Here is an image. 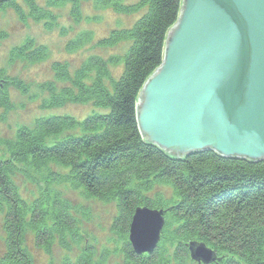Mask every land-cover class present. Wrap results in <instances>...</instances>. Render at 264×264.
<instances>
[{"label": "trees", "instance_id": "16d2710c", "mask_svg": "<svg viewBox=\"0 0 264 264\" xmlns=\"http://www.w3.org/2000/svg\"><path fill=\"white\" fill-rule=\"evenodd\" d=\"M82 1L46 0L44 7L37 0H0V11L10 7L21 21L33 18L51 25L53 8L70 5L71 16L79 22ZM181 4L182 0H95L98 9L140 14L131 28L115 30L99 42V48L107 49L131 43L124 70L114 79L110 65L118 60L100 55L83 61L74 78L67 66L55 64L58 77L42 88L51 95L43 108L90 102L100 112L92 110L83 121L69 115L35 118L34 127L19 126L14 138H0V211L5 215L0 264H35L26 246L28 231L36 246L49 255L57 242L67 255L85 242L86 235H92L81 231L80 225L91 216L73 217L69 202H62L59 193L47 203L44 192L51 183L78 191L87 200L114 202L118 208L111 233L115 244L120 243L113 252L119 259L111 262L101 252L95 261L97 247L91 250L84 245L87 254L81 250L74 261L64 257L63 264L100 260H108L107 264H200L191 258V244L209 248L215 256L211 264H264V161L223 158L211 151L178 159L146 143L139 129V93L163 62L166 35L178 20ZM4 36L0 32V39ZM89 40L87 33L77 34L68 40L67 49L77 51ZM46 55L44 48L26 45L13 48L10 59L39 62ZM54 82L69 87L54 89ZM10 89L28 92L21 81L0 79V121L16 108ZM24 165L34 171L48 170L37 182L36 173H20ZM16 176L32 182L30 203L20 195ZM163 186L172 189V198L162 192ZM144 206L163 210L165 225L154 251L139 255L131 247L129 232L135 210Z\"/></svg>", "mask_w": 264, "mask_h": 264}, {"label": "water", "instance_id": "95a60500", "mask_svg": "<svg viewBox=\"0 0 264 264\" xmlns=\"http://www.w3.org/2000/svg\"><path fill=\"white\" fill-rule=\"evenodd\" d=\"M136 107L145 142L175 158L211 151L264 161V0H182L163 62ZM164 223V211L137 208L134 251L151 254ZM190 251L196 261H215L204 244Z\"/></svg>", "mask_w": 264, "mask_h": 264}, {"label": "rangeland", "instance_id": "374dc122", "mask_svg": "<svg viewBox=\"0 0 264 264\" xmlns=\"http://www.w3.org/2000/svg\"><path fill=\"white\" fill-rule=\"evenodd\" d=\"M135 1L126 0L127 3ZM37 3L46 7V0H37ZM53 11L55 19L50 21L51 25L42 20H33V18L21 21L10 7L0 11V32L5 34L0 39V70L3 72L0 79L2 81L18 80L23 82L28 88L26 95L10 89L12 102L16 108L5 114L4 121H0V138L2 139L14 138V131L19 126L34 127L36 119L41 117L69 115L79 121H83L91 114L92 110L100 112L90 102L83 104L72 102L62 108H43V104L51 102V95L42 88L51 82L50 80L56 81L58 77L53 71L55 64L59 63L67 66L70 76L74 78L75 72L81 69L83 61L91 57V55H100L106 60H110L109 58L118 60L119 63L110 65L114 79L119 78L124 70V56L128 52L131 43L129 44V41L122 42L107 49L99 48V42L115 30L131 28L140 14L126 15L117 13L112 8L98 9L95 6V0L82 1L80 5L81 19L79 22L75 20V17L71 16L70 5L54 7ZM83 33H87L90 36L87 45L77 51L70 52L67 49L68 40L74 38L77 34L81 35ZM26 45H30L34 49L44 48L47 54L45 59L39 62L10 59L13 48H21ZM55 84L59 86L54 82ZM57 86H54V89L69 87L68 83L65 82H61L60 86ZM2 114L3 111L0 110V116ZM46 170L48 169L34 171L31 166L24 165L21 167L20 173L32 171L36 173L34 180L40 182L45 177ZM14 181L20 190L22 198L30 203L29 191L33 185L32 182L24 176H16ZM45 188L44 195L48 198L46 200L47 203L51 204L54 195L59 193L63 198L62 202H69L68 206L71 208L70 213L73 217L88 218V216H91L87 224L80 222V225L81 231L89 230L92 235H86L84 237L85 242L73 248L67 255L63 253L61 245L57 242L53 246L52 254L49 255L36 246L34 235L29 231L26 232V246L35 264H63L64 257L74 261L81 253V250L87 254V251L83 250L84 245H88L91 250L93 246L97 247L98 255L94 257L95 261L98 260L101 252L107 253L105 258L111 262L119 259L113 252L119 249L116 244L120 246V243L117 241L115 244L111 233V225L118 209L116 203L87 200L81 197L78 191H74L67 186H56L51 183ZM160 189L163 190L162 192L166 196L172 198L173 192L170 187L163 186ZM3 219L4 211H0V248L5 250ZM89 257L91 258L90 255ZM107 261L100 260L97 264H107ZM90 264L95 263L91 262Z\"/></svg>", "mask_w": 264, "mask_h": 264}]
</instances>
